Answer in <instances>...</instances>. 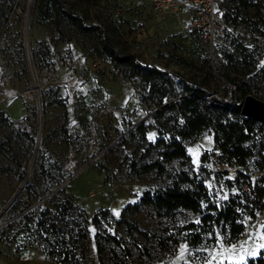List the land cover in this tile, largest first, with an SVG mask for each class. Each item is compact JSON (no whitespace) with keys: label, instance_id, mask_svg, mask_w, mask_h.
I'll list each match as a JSON object with an SVG mask.
<instances>
[{"label":"rangeland","instance_id":"1","mask_svg":"<svg viewBox=\"0 0 264 264\" xmlns=\"http://www.w3.org/2000/svg\"><path fill=\"white\" fill-rule=\"evenodd\" d=\"M61 2L99 29L81 32L56 12ZM255 3L213 53L186 16L159 14L149 0H0V264H247L264 252V173L253 159L224 163L203 133L186 142L189 159L164 173L138 171L161 150L152 147L155 127L146 139L137 127L162 95L174 102L191 86L222 98L228 77L246 75L264 101V0ZM106 36L141 68L167 73L159 93L150 96L137 75L122 77L103 52ZM184 175L220 203L246 195L239 238L225 233L218 246L192 249L182 228L199 215L141 201Z\"/></svg>","mask_w":264,"mask_h":264},{"label":"trees","instance_id":"2","mask_svg":"<svg viewBox=\"0 0 264 264\" xmlns=\"http://www.w3.org/2000/svg\"><path fill=\"white\" fill-rule=\"evenodd\" d=\"M38 3L40 0H34L35 7ZM255 5H257L255 0H227L226 7L230 21L227 28L239 26L238 15L242 11L247 12ZM55 8L60 16L71 19L81 32L92 33L99 29L97 24L87 25L84 16L66 10L63 2ZM67 44L71 49L74 48L70 40H67ZM102 46L103 52L122 77L137 75L149 85L150 96L159 93L156 91L160 89L158 83L165 78L166 72L153 64L141 68L134 54L116 50L108 36L104 38ZM227 79L231 86L226 97L218 98L205 90L191 86L187 87L186 95L175 91L174 102L168 103L170 100L165 102V94L160 97L158 109L147 124L143 122L137 127V134L146 139L147 129L155 127L159 138L152 143V147L161 150L157 160L138 168L139 173H149L153 170L164 173L167 163L177 159H189L186 142L203 133L212 139L214 150L220 153L224 163L245 167L253 159L256 172L264 173V137L260 134L264 130V125L241 114L242 102L246 96L253 95L249 78L243 75L239 79L230 77ZM238 94L242 96L240 99ZM206 99H209V103L204 101ZM55 101L58 104L62 103L60 97ZM22 175L26 177V172ZM180 179L164 192L146 194L141 201L167 213L184 210L199 215L198 222H192L182 228L184 240L190 248L196 249L203 244L218 246L220 237L225 233H228L229 241H234L243 234L245 226L242 217L246 207L243 195L245 194L231 197L227 203H220L209 192L204 181L192 179L188 175ZM258 193L264 195L262 190ZM247 264H264V252L257 258L249 259Z\"/></svg>","mask_w":264,"mask_h":264},{"label":"built area","instance_id":"3","mask_svg":"<svg viewBox=\"0 0 264 264\" xmlns=\"http://www.w3.org/2000/svg\"><path fill=\"white\" fill-rule=\"evenodd\" d=\"M149 2L159 14L180 20L186 16L187 27L201 33L213 53L217 36L221 35L228 22L230 23L227 0H149Z\"/></svg>","mask_w":264,"mask_h":264},{"label":"water","instance_id":"4","mask_svg":"<svg viewBox=\"0 0 264 264\" xmlns=\"http://www.w3.org/2000/svg\"><path fill=\"white\" fill-rule=\"evenodd\" d=\"M241 114L245 118L254 119L255 121L264 125V101L256 98L253 95L246 96L241 105Z\"/></svg>","mask_w":264,"mask_h":264},{"label":"bare ground","instance_id":"5","mask_svg":"<svg viewBox=\"0 0 264 264\" xmlns=\"http://www.w3.org/2000/svg\"><path fill=\"white\" fill-rule=\"evenodd\" d=\"M38 145V144H37ZM34 159V158H33ZM34 161H35V159L32 161V164H31V168L33 167V165H34Z\"/></svg>","mask_w":264,"mask_h":264},{"label":"snow or ice","instance_id":"6","mask_svg":"<svg viewBox=\"0 0 264 264\" xmlns=\"http://www.w3.org/2000/svg\"><path fill=\"white\" fill-rule=\"evenodd\" d=\"M117 215H118V213H117ZM261 247H264V245H261ZM213 259H215V257H213ZM209 264H210V262H209Z\"/></svg>","mask_w":264,"mask_h":264}]
</instances>
